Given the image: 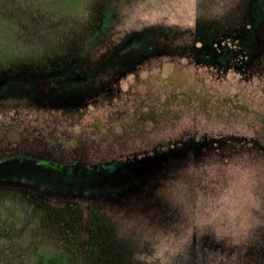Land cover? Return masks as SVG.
<instances>
[{
  "label": "rangeland",
  "instance_id": "rangeland-1",
  "mask_svg": "<svg viewBox=\"0 0 264 264\" xmlns=\"http://www.w3.org/2000/svg\"><path fill=\"white\" fill-rule=\"evenodd\" d=\"M57 253L264 264V0L0 2V264Z\"/></svg>",
  "mask_w": 264,
  "mask_h": 264
},
{
  "label": "trees",
  "instance_id": "trees-1",
  "mask_svg": "<svg viewBox=\"0 0 264 264\" xmlns=\"http://www.w3.org/2000/svg\"><path fill=\"white\" fill-rule=\"evenodd\" d=\"M36 1L40 0H14V3L26 7L31 3H35ZM46 4L52 5L53 3H57L61 0H44ZM63 12V11H62ZM59 12L58 14H60ZM62 14H68V13H62ZM11 65V64H10ZM8 63L3 67V70L9 69ZM40 164L46 165L47 163L45 161L39 162ZM35 264H74L73 262H70L67 260L64 254H54V255H46V254H40L37 256V260L35 261Z\"/></svg>",
  "mask_w": 264,
  "mask_h": 264
},
{
  "label": "clouds",
  "instance_id": "clouds-1",
  "mask_svg": "<svg viewBox=\"0 0 264 264\" xmlns=\"http://www.w3.org/2000/svg\"><path fill=\"white\" fill-rule=\"evenodd\" d=\"M0 2H2V0H0ZM39 54L40 52L38 47L23 45L19 49H17L15 44L10 47L9 51L4 53L5 56L21 58L28 56H37Z\"/></svg>",
  "mask_w": 264,
  "mask_h": 264
}]
</instances>
